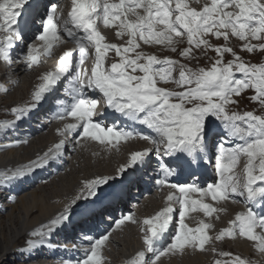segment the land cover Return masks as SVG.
Returning <instances> with one entry per match:
<instances>
[{"label": "snow or ice", "instance_id": "snow-or-ice-1", "mask_svg": "<svg viewBox=\"0 0 264 264\" xmlns=\"http://www.w3.org/2000/svg\"><path fill=\"white\" fill-rule=\"evenodd\" d=\"M156 48L171 55L146 50ZM44 56L56 66L37 76L29 99L0 104V151L27 145L22 126L40 112L46 123L34 131L55 121L57 139L0 165V195L14 203L17 186L64 170L78 150L125 149L126 159L114 175L81 181L61 211L25 234L21 254L59 250L67 254L59 264H111L113 233L130 224L141 247L126 264L189 251L211 252V264H253L215 246L235 239L264 255V60L245 58H264V0H71L67 16L59 0H0V78L15 86ZM10 91L0 83V101ZM113 113L127 123H107ZM131 141L146 146L132 150ZM141 180L165 193L163 205L117 216ZM229 201L245 207L214 235L211 222L186 223L195 210L219 220L228 209L216 205ZM61 234L70 239L56 241Z\"/></svg>", "mask_w": 264, "mask_h": 264}, {"label": "bare ground", "instance_id": "bare-ground-1", "mask_svg": "<svg viewBox=\"0 0 264 264\" xmlns=\"http://www.w3.org/2000/svg\"><path fill=\"white\" fill-rule=\"evenodd\" d=\"M59 3L63 5L64 14L66 16V13L70 11L71 0H59ZM100 30L110 42H120L117 41L114 31L104 28L103 25L100 26ZM66 46L71 47L72 43L69 42ZM153 50L160 51L162 49L156 48ZM109 55L112 56L111 53H109ZM41 59L44 61V63L38 66L35 72H24L23 74L19 75V83L17 85L13 86L5 82V85L11 88V91L8 92L4 97L5 105L22 103L28 100L34 85L39 83L37 76L44 71L54 70L57 63V57L44 56L41 57ZM85 63L88 66L91 65L90 60L86 61ZM0 76H2V72ZM2 79L3 78H0V80ZM4 80L5 79L2 81ZM43 114L46 115L45 112H43ZM43 114H40V120L33 122V124L42 121L44 122L45 120ZM109 119L113 121L112 118ZM33 120H35V117ZM58 126V123L53 121L50 125H47L46 129L42 132H36L34 129L31 132L22 131V133L25 135H28L29 133L31 134L30 140L32 142L13 149L0 151V165H12L19 161H26L29 157L33 156L34 153H38L43 150L46 145L57 139L55 129ZM25 128H28V124L22 126V130ZM143 146L146 145L142 141H131L128 147L132 150H138ZM98 150L99 149L95 146L90 147L88 151L84 152H80L78 150L76 153L70 155L67 158V163L64 166V170H60L51 176L42 174L38 176L35 181L21 184L19 185L20 187L17 186L15 193L17 196H19L18 199L14 203L12 202L6 206L7 209L10 207L13 208L12 212H9L6 216V218L9 220V223H5L4 219L0 222V238H3V241H0L1 247L3 246L2 244H8L9 248L7 249L11 251H14V249L17 247L20 248V246H22L24 243H18L25 239V234L35 227H38L42 222H45L48 217L61 211L64 204L71 199L76 190L80 187L81 181L86 178H91L97 173L114 175L118 166L125 162V149H121L120 152H101L100 155L93 156L92 151ZM10 154L18 157L6 161L5 158ZM69 164L71 167L67 168V165ZM45 180L47 183H44ZM150 188V193L137 206V208H129L126 213L131 212L137 217L143 218L146 215L153 214L155 210H158V208L163 205L165 193L157 191V189L151 184ZM140 191L141 190H139L138 193H140ZM197 195L198 194H193V197L196 198ZM4 196L5 194L0 195V199H3ZM207 200L210 199H206L205 202H208ZM211 202L212 201H209L208 203ZM216 206H223L228 209L226 213H219V220L215 218L217 215L215 213L212 217H206L201 210H195L188 213L186 217V223L190 227H195L200 220L211 222L215 225V228L210 229L209 232L210 234L214 235L219 231V229L227 226L228 220L233 218L236 211L243 210L245 207L243 203L233 204L231 201ZM19 208L21 211H19ZM15 212H17V214H14ZM3 216L1 217L4 218ZM59 237H61L60 242H66L69 239V237H65L64 234L57 236V238ZM112 240L113 243L109 245L110 251L106 253L109 256L111 264H126V261L133 255V253L141 247L138 228L130 224L124 226L123 230L115 231L113 233ZM215 246L218 248L226 246L232 251L244 255V257L248 256L252 260L253 264H264V255L256 251L252 247L251 243L244 239L231 240L227 242V245L222 244L221 242H216ZM64 254L65 253L58 250L51 251L45 249L42 250L41 253L39 251L35 254H32V256L36 255L44 257V262H38L42 260V258H39V260L37 259L38 261L32 263L49 264L48 262L50 258H61V256ZM212 259L213 254L211 252L204 254L198 251H189L183 256L176 255L173 257L162 258V264H211Z\"/></svg>", "mask_w": 264, "mask_h": 264}, {"label": "rangeland", "instance_id": "rangeland-1", "mask_svg": "<svg viewBox=\"0 0 264 264\" xmlns=\"http://www.w3.org/2000/svg\"><path fill=\"white\" fill-rule=\"evenodd\" d=\"M202 2H204V0H202ZM68 13V12H67ZM67 13H66V16H67ZM233 44H238V41H233ZM148 51H156V53L158 54V55H164V54H168V55H171V53H167V52H165L163 49L162 50H153V49H149ZM112 54V53H111ZM113 55V54H112ZM210 55H214V54H212V53H210ZM246 59H250V60H252L253 62H255V61H257V60H264V58H261V57H257V56H246L245 57ZM203 62V61H202ZM1 74V73H0ZM3 80V79H2ZM2 80H0V82L2 83V82H4V81H2ZM3 84V83H2ZM169 86H171V85H169ZM14 90V89H13ZM5 100V99H4ZM4 100L3 101H0V104H4ZM21 102V101H20ZM251 107V106H250ZM110 111V110H109ZM112 115H116V114H112ZM43 122V121H42ZM32 141L30 140V142L29 143H31ZM16 157H18V156H14V155H12V154H10V155H7V157L5 158V160L6 161H8V160H12V159H15ZM74 158H75V156H74ZM73 158V159H74ZM71 163H72V161H71ZM70 163V164H71ZM67 165V168H70L71 167V165ZM61 174V173H60ZM59 174V175H60ZM18 187H20V186H18ZM16 194V193H15ZM5 195H8V193H5ZM29 195V194H28ZM18 197L19 196H17L16 195V199H15V201L18 199ZM208 202L209 201H211V200H207ZM12 202L11 201H8V200H6L5 198H3V199H0V222H1V220H3L4 219V222L5 223H9V220L6 218V216H7V214L10 212H12V210H13V208L12 207H10V208H6V206H8V204H11ZM5 204V205H4ZM4 209H7L6 211L4 210ZM6 213H5V212ZM19 211H21V209L19 208ZM18 212V211H17ZM17 212H15L14 214H17ZM4 215V216H3ZM1 216H3L4 218H2ZM57 238V237H56ZM58 239V240H57ZM56 239V241H60V239H61V237H59V238H57ZM0 241H3V238L1 237L0 238ZM24 241H25V239H23L20 243H18V244H23L24 243ZM66 241V240H65ZM55 242V241H54ZM3 246L1 247V244H0V264H33L32 262H36V261H38L39 260V258H42V260H40V261H38V262H44V260L45 259H43L44 257H41V256H36V255H33L31 258L27 255V254H20V252L18 251V249H19V247H17V248H15L16 249V251H15V249H14V251L12 250H8L7 248H9L8 247V244H2ZM42 250H45V249H42ZM42 250H40V253H41V251ZM59 251V250H58ZM7 252H9V253H7ZM62 252V251H61ZM64 253V252H63ZM33 254H35V253H33ZM67 254L65 253L64 255H62L61 256V258L62 257H64V256H66ZM26 256H28V257H26ZM243 257H244V255H242ZM17 257H19V258H17ZM61 258H57V259H49V264H59V261H60V259ZM245 258H247V259H249V260H251L248 256H245ZM38 259V260H37ZM253 259V258H252ZM252 261V260H251ZM31 262V263H30Z\"/></svg>", "mask_w": 264, "mask_h": 264}]
</instances>
